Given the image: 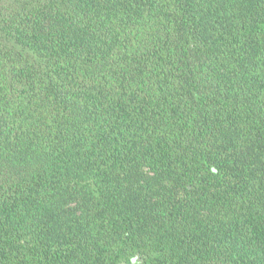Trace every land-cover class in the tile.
<instances>
[{
    "label": "trees",
    "instance_id": "1",
    "mask_svg": "<svg viewBox=\"0 0 264 264\" xmlns=\"http://www.w3.org/2000/svg\"><path fill=\"white\" fill-rule=\"evenodd\" d=\"M0 264H264V0H0Z\"/></svg>",
    "mask_w": 264,
    "mask_h": 264
}]
</instances>
